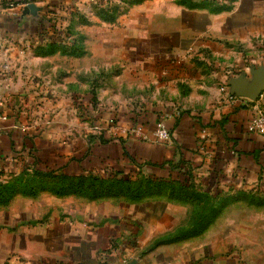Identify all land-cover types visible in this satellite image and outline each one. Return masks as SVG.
<instances>
[{
  "label": "crops",
  "instance_id": "0c3cea01",
  "mask_svg": "<svg viewBox=\"0 0 264 264\" xmlns=\"http://www.w3.org/2000/svg\"><path fill=\"white\" fill-rule=\"evenodd\" d=\"M67 1L47 0L34 15L41 20L40 12L48 7L58 13ZM179 1L139 2L125 16L118 47L113 46L112 35L106 34L104 40L99 35L95 41L100 40L77 57L90 59L84 77L112 70L114 52L124 70L121 77L100 85L95 108L86 101L84 112L94 114L95 126L103 127L87 143L82 136L66 142L61 138L68 130L44 127L43 118L36 123L27 116L28 106L34 105L44 118L53 108L67 125L66 119L76 112L60 108L64 82L54 85L52 100L42 86L40 94L23 88L38 87L34 69L55 55H38L39 44L21 37L39 35L40 20L33 25L31 9L36 3L23 0L10 8L8 0H0V41L13 45L4 51L0 42V181H9V172L20 173L24 166L98 175L101 162L112 160L104 165L106 170L124 169L126 150L153 165L185 162L197 191H209L216 204L232 201L217 210L199 235L149 251L157 240L189 229L200 206L161 193L138 201L124 196L92 200L49 191L37 197L18 194L8 205H0V264H264V206L235 199L242 192L264 197V137L247 131L250 106L226 103L232 86L239 81L251 86L256 78L252 72L264 70V0H229L222 11L207 5L190 8ZM28 42L35 47L23 63L24 72L19 74L15 64L11 66L15 76L4 75V63L21 57L16 47ZM113 86L124 89L114 95ZM129 97L141 107H131ZM72 98L75 101V95ZM118 102L124 107L117 108ZM161 120L172 135L169 143L152 139ZM138 127L150 141L121 134ZM101 136L110 143L102 145ZM217 173L226 180H216L219 188L210 184Z\"/></svg>",
  "mask_w": 264,
  "mask_h": 264
},
{
  "label": "trees",
  "instance_id": "16d2710c",
  "mask_svg": "<svg viewBox=\"0 0 264 264\" xmlns=\"http://www.w3.org/2000/svg\"><path fill=\"white\" fill-rule=\"evenodd\" d=\"M23 1V0H22ZM14 0L13 4L16 7L23 3H34L35 0ZM26 1V2H25ZM137 3L143 0H135ZM9 2V0H8ZM180 5H186L190 8H198L203 6H214L215 11L227 10L228 6L218 4L215 1L201 0L200 3L193 0H181ZM45 9L44 12H48ZM41 14V12H40ZM42 18L39 22V27L36 34L37 38L23 37V40L31 42V44H39L37 47L38 55L53 56L60 53L63 56L81 57L85 54V49L81 44L77 46V41L74 44L67 43V40L72 35L69 30L62 32L55 29L56 25H51L50 21H45L47 15L41 14ZM100 17L108 23H115L116 11L102 12ZM47 22V23H46ZM43 24H46L45 27ZM41 26V27H40ZM52 28V31L48 27ZM70 35V36H69ZM49 40V41H48ZM77 40V39H75ZM82 40V39H81ZM38 42V43H37ZM163 69L168 70L169 65H165ZM185 67H180V71ZM86 98L93 108L96 106L95 93H91ZM112 124L115 120H111ZM102 145H108L111 140L107 141L103 136L99 137ZM123 159L128 163L124 169H117L111 175H93L89 173L72 175L60 173L56 170H40L36 167L24 166L22 171L16 173L9 172L12 178L3 182L0 181V205L6 206L10 200L21 194L28 197H37L41 192L49 191L58 196H66L74 194L88 199H98L100 197H127L132 201H138L145 196H152L153 194H166L171 200H182L186 202H193L199 205L196 215L193 219V224L189 229L178 231L173 237L168 239H161L154 242L149 251L153 250L160 244L174 242L179 239H187L195 235H199L203 230L214 220L217 210L226 206L232 200H223L216 204L210 196V192H199L195 188L194 175L188 170L185 162L181 164H174L172 162H164L161 165H153L147 162H141L132 156L129 152L124 150ZM112 160H109V162ZM106 160L101 162V169L105 170L104 165L109 164ZM115 163L116 161L113 160ZM182 165V166H181ZM163 173L159 176L157 172ZM1 175V174H0ZM226 182L225 178L216 174L212 176L211 186L217 187L216 180ZM220 180V181H221ZM221 181V182H222ZM236 200H244L249 204L264 206V197L258 195H246L244 192ZM135 245V244H134Z\"/></svg>",
  "mask_w": 264,
  "mask_h": 264
},
{
  "label": "rangeland",
  "instance_id": "374dc122",
  "mask_svg": "<svg viewBox=\"0 0 264 264\" xmlns=\"http://www.w3.org/2000/svg\"><path fill=\"white\" fill-rule=\"evenodd\" d=\"M110 1V0H108ZM107 0H78L75 4L72 3V0H68L66 5L63 9L59 8L58 13H55L53 10H49L48 12L41 11V14H46L47 17L45 21H50L51 25H56L55 29L58 31L65 32L69 30L71 32V36L67 40V43L74 44L77 41V46L81 44V47L85 49L93 47L99 40L106 36V34H110L113 37V46L118 47L121 43L120 40H123L121 38V33L123 27H125L124 20H126L125 16L128 15L136 6L137 1L135 0H113L112 2H108ZM145 1V0H144ZM181 1V0H180ZM195 2V0H193ZM201 1V0H200ZM34 4V7L32 8V13H34L41 8L45 6L47 3V0H37ZM46 9V8H45ZM54 9V8H53ZM112 10L116 11V21L115 23H108L105 22L101 17L100 13L104 12H111ZM36 14V13H35ZM32 16V14H29ZM35 19H39L40 17H36L34 15L33 17V25L35 26L38 21H35ZM47 23V22H46ZM41 25V24H39ZM45 27H47L46 24H43ZM51 26V27H52ZM41 27V26H40ZM50 26L48 27L50 31H52V28ZM100 35V38L95 41V39ZM77 39V40H75ZM82 39V40H81ZM49 41V40H48ZM1 47L4 49V51H7V47L10 46V48H13V45L9 42H5L4 40H1ZM136 43V41H134ZM133 42L130 41L128 44H132ZM6 46V47H5ZM5 47V48H4ZM35 46L31 45L29 42L24 46L16 47L18 49V52L21 54V57H17L16 61L12 59H8L6 61L5 67H4V75H8V77L13 78L15 76L16 71L11 68V66H14L15 64L18 65L17 69H19L18 73H23L25 70V66H23V63L27 61V59H30L29 56L30 53H32V48ZM10 55H8L9 58ZM120 58L118 53L114 52V55L110 57L112 60V70L104 71L101 70L93 75H88L87 77H84L83 74L85 71L88 72L90 64V59L88 57L83 58H77L72 56H63V55H55L53 57H49L46 64L43 66H38L34 69L33 72L37 71V73H33V78L35 82H39L38 87L35 85L34 88H29L25 85H23V88L27 92H31L35 90L34 92L40 94V88L43 87V91L49 93V99L52 100V92L54 85L62 84V87L60 88L62 92V99L64 102L60 108H64L65 110H68L69 108L75 109V117L69 116L68 119H66V124H63L61 122L65 121L62 119V116L58 117V113H53L52 109L49 108V113H47L48 118H44L39 109H36L34 105L28 106L27 116L33 119L34 122H38V120L43 118L41 122L44 127H51L55 128V130L59 131V129L62 130H68V134L62 135L66 142L68 139L73 138H82L84 139V142H89V140L93 141L92 139L94 136H98V134L102 133V126H95L94 124V114L91 116L89 114H86L84 111L87 109L86 98L89 97L87 93L94 92L97 94L101 87L100 85L104 82H106L107 79H110L111 77H114L117 75L118 77H121L123 75V69H122V62L117 61V59ZM119 60V59H118ZM89 62V64H88ZM16 69V68H15ZM27 69V68H26ZM28 71V70H27ZM40 71V74H38ZM10 75V76H9ZM13 76V77H12ZM25 81L23 80V83ZM37 88V89H36ZM112 89V87H111ZM113 89L116 90L114 95L116 93H119L124 88H121L119 86H113ZM126 94V93H124ZM75 95V101L72 98ZM111 94L108 93V97ZM117 95V94H116ZM133 95V94H131ZM55 98V97H54ZM79 100V101H78ZM132 100V101H130ZM133 98L130 99V106L133 108L141 107L139 105L136 106ZM119 103V102H118ZM51 104V103H50ZM53 105H56V103H53ZM117 108L124 107V103H119ZM64 106V107H63ZM100 106V105H99ZM107 107L112 108V110H115V106L117 105H109L106 103ZM54 110V109H53ZM42 116V117H41ZM40 122V121H39ZM57 123V125H53L54 123ZM65 126V127H64ZM65 128V129H64ZM121 133V132H120ZM113 134H115L113 132ZM123 137L125 138H139L137 137V134H129V132L125 133V130L121 133ZM79 145V144H77ZM77 148H79L77 146ZM114 171H111L110 169H101L99 174L101 175H111ZM159 176H163V173H160L156 171ZM88 264H94V263H88Z\"/></svg>",
  "mask_w": 264,
  "mask_h": 264
},
{
  "label": "built area",
  "instance_id": "2783aa9c",
  "mask_svg": "<svg viewBox=\"0 0 264 264\" xmlns=\"http://www.w3.org/2000/svg\"><path fill=\"white\" fill-rule=\"evenodd\" d=\"M14 0H9L10 8H16L13 4ZM108 1V0H107ZM110 0L108 2H112ZM208 1H215L218 4L226 5L229 3V0H208ZM238 101L245 102L246 105L250 106L251 117L247 124V131L252 135H258L264 137V92L259 96L256 101L251 100H244L240 99L236 96H233L231 93L227 95L226 103L234 104ZM129 132V134H137V137L143 141H150L151 139L143 134L142 128H134L125 133ZM172 135L170 130L168 129L165 120H161L158 122L152 139L160 142V143H169L171 141Z\"/></svg>",
  "mask_w": 264,
  "mask_h": 264
},
{
  "label": "water",
  "instance_id": "95a60500",
  "mask_svg": "<svg viewBox=\"0 0 264 264\" xmlns=\"http://www.w3.org/2000/svg\"><path fill=\"white\" fill-rule=\"evenodd\" d=\"M33 7H31L32 9ZM255 75L254 84L251 86L242 85L241 81L230 91L233 96L247 98L251 101H256L264 92V70H255L252 72Z\"/></svg>",
  "mask_w": 264,
  "mask_h": 264
}]
</instances>
